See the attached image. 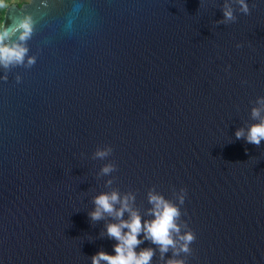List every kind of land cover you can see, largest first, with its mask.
I'll list each match as a JSON object with an SVG mask.
<instances>
[{
    "label": "water",
    "instance_id": "1",
    "mask_svg": "<svg viewBox=\"0 0 264 264\" xmlns=\"http://www.w3.org/2000/svg\"><path fill=\"white\" fill-rule=\"evenodd\" d=\"M224 2L6 9L5 26L33 16L36 63L0 67V264H92L116 243L106 234L112 217L88 216L94 196L131 193L150 220L149 192L178 203L181 188V230L196 235L186 264H264V141L235 138L264 96V0H247L249 14L233 3L227 24L218 23ZM105 145L110 156L93 158ZM108 162L116 170L101 174ZM148 247L151 264L171 258L150 240L137 251Z\"/></svg>",
    "mask_w": 264,
    "mask_h": 264
},
{
    "label": "clouds",
    "instance_id": "2",
    "mask_svg": "<svg viewBox=\"0 0 264 264\" xmlns=\"http://www.w3.org/2000/svg\"><path fill=\"white\" fill-rule=\"evenodd\" d=\"M11 0H0V13L5 9ZM23 7L26 0H16ZM233 3L239 6V11L249 14L250 8L247 0H225L222 8L223 19L218 23H230L236 21ZM35 21L29 12H21L15 22L5 26L0 22V67L5 70L17 66L29 68L36 63V56L29 54L27 41L31 39L34 32ZM240 47V44H237ZM7 80V73L0 77ZM21 76L17 74L16 81ZM252 124L245 128H238L235 131L236 139H244L247 143L257 147L264 141V96L256 98V105L251 109ZM110 145L97 147L93 158L105 159L112 153ZM116 164L105 163L101 168V174L109 175L116 170ZM111 184L112 181H107ZM186 189L179 190L178 203L167 200L163 195L150 191L148 202L152 205L149 209L152 219H143L137 209L132 206L135 196L131 193L123 196L117 190L101 192L93 197L94 207L88 212L91 221H99L105 216L113 219L106 224V234L116 241L113 245L114 254L100 250L92 255V264H151L155 255V249L137 248L144 240H150L152 244L159 247L161 260L171 250V258L165 264H186L181 254H191V243L196 239L195 233L188 227L182 232L179 219L181 217L180 205L185 201ZM118 205V207H117ZM125 213L128 217L125 218ZM141 233L143 235L141 236Z\"/></svg>",
    "mask_w": 264,
    "mask_h": 264
},
{
    "label": "trees",
    "instance_id": "3",
    "mask_svg": "<svg viewBox=\"0 0 264 264\" xmlns=\"http://www.w3.org/2000/svg\"><path fill=\"white\" fill-rule=\"evenodd\" d=\"M9 6H7L5 9H3L2 13H0V22L4 19H5V12H6V9L8 8Z\"/></svg>",
    "mask_w": 264,
    "mask_h": 264
},
{
    "label": "rangeland",
    "instance_id": "4",
    "mask_svg": "<svg viewBox=\"0 0 264 264\" xmlns=\"http://www.w3.org/2000/svg\"><path fill=\"white\" fill-rule=\"evenodd\" d=\"M29 0H26V2H28ZM19 4L16 2V0H11V2L8 4V6H10L11 4ZM3 23V20L1 21Z\"/></svg>",
    "mask_w": 264,
    "mask_h": 264
}]
</instances>
